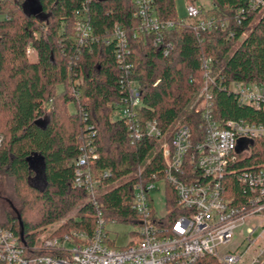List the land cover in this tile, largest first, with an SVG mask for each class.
Returning <instances> with one entry per match:
<instances>
[{
	"label": "trees",
	"instance_id": "16d2710c",
	"mask_svg": "<svg viewBox=\"0 0 264 264\" xmlns=\"http://www.w3.org/2000/svg\"><path fill=\"white\" fill-rule=\"evenodd\" d=\"M28 1L0 0V226L14 231L20 243L32 247L58 229L92 233L97 208L88 191L74 184L75 161L89 147L84 142L87 134L93 133L92 145L100 155L92 169L96 174L111 173L97 197L107 220L138 222L131 205L139 166L145 181L153 179L152 174L163 178L162 141L132 142L125 120L114 117L110 105L123 94L116 45L102 42L115 24L130 40L126 60L134 64L143 120H156L165 132L183 122L200 139L205 119L193 102L205 82L201 65L211 58L214 119L264 122V110L240 106L231 91L236 82L264 89V10L246 11L241 23L234 18L239 8L248 7L247 0H211L212 7L203 8L196 18L180 17L177 0H152L161 20L175 22L165 33L174 45L168 55L155 45L153 33L141 32L140 21L133 17L135 0H35L34 9ZM79 15L86 16L100 41L79 45ZM209 17L225 20L226 27L201 30L199 21ZM31 155L44 159L45 186H32ZM260 163H264V138L253 141L251 158H241L235 168ZM222 184L228 198L245 199L246 186L237 174L226 175ZM175 193L165 182L166 222L178 215ZM64 218L66 224L43 234ZM194 264L223 263L206 255Z\"/></svg>",
	"mask_w": 264,
	"mask_h": 264
},
{
	"label": "built area",
	"instance_id": "2783aa9c",
	"mask_svg": "<svg viewBox=\"0 0 264 264\" xmlns=\"http://www.w3.org/2000/svg\"><path fill=\"white\" fill-rule=\"evenodd\" d=\"M133 17L140 21V30L153 33L155 45L163 48L168 55L173 42L165 39V33L175 22L161 20L154 11L152 0H135ZM246 8L235 13L238 23L246 17V11L264 10V0H247ZM205 8L201 1L188 0V18H196ZM201 30L225 28L226 21L215 17L201 19ZM76 33L82 47L100 41L93 33L92 25L85 15L76 21ZM105 44L116 45L118 67L123 71L120 86L123 91L119 100L110 105L125 120L132 142L142 138H158L162 141L164 170L163 178L158 180L152 174L144 180L142 167L137 168V180L133 184L134 195L131 209L137 214L138 222L131 221L135 229L132 239L120 249L110 248L102 208L98 205V191L102 182L111 176L108 170L95 173L92 168L98 164L99 153L92 145L91 134L86 135L89 145L75 161L74 184L89 193V199L96 206L95 226L92 233L71 228L63 233H54L30 247L20 243L14 231L0 226V264H194L200 258L210 255L223 264H263L264 257V163L248 169L236 171L235 165L252 154L253 141L264 138V122H251L245 119H227L222 122L213 117L214 99L211 85L212 59L207 58L201 65L204 69V84L200 88L193 107L203 114L205 124L200 126L199 138L186 123L178 122L171 132H165L156 120H143L140 114L141 92L139 83L133 78L134 64L126 60L131 55L130 40L126 30L115 24ZM28 54H33L29 48ZM234 86V88H233ZM232 93L238 103L264 110V89L255 83H233ZM2 136L0 135V142ZM240 141L241 151H237ZM228 174H237L238 181L246 186L245 199L228 198L223 190L222 180ZM142 177V178H141ZM171 184L178 196V215L171 221H164V215H157L154 191L158 184ZM259 216L242 241L233 251L223 253L218 248L228 244L240 227L250 225V220ZM111 221L116 222L115 219ZM65 222H63L64 224ZM263 227L259 238L252 234ZM245 245L242 250L238 247Z\"/></svg>",
	"mask_w": 264,
	"mask_h": 264
},
{
	"label": "rangeland",
	"instance_id": "374dc122",
	"mask_svg": "<svg viewBox=\"0 0 264 264\" xmlns=\"http://www.w3.org/2000/svg\"><path fill=\"white\" fill-rule=\"evenodd\" d=\"M188 0H177L176 1V7H177V12L178 15L180 17H185L188 16L186 9V3ZM203 3V6L205 7V9H209L212 7L213 3L211 0H199ZM29 2V6L31 8H35L36 6V2L35 0H30ZM31 60L34 61L35 60V56L33 54L30 55ZM234 88V86H233ZM195 101V100H194ZM116 109H114V117H121L120 114H117ZM43 118H46V115H43ZM84 142L86 143L87 140H84ZM40 166V165H39ZM38 174L35 172L33 179H35V177ZM0 179H2V177H0ZM33 181V180H32ZM38 185L42 186V181L37 182ZM155 195V209L157 211V215H164L166 213V197L165 195H163V185L162 183L158 184V189L154 191ZM4 202V199H1ZM112 219H109V222L107 224H105V233L108 236V239H110V241H113L111 244L109 245L107 242V246L110 248H115V249H120L125 247L129 241L132 239V234L131 232L134 231L135 227L132 223L130 222H120V221H116L113 222L111 221ZM260 217L259 216H255L250 220V225H244L242 227H240L239 229L236 230V232L234 233V237L233 239L226 245H222L220 246L219 251L221 253L227 251V250H235L237 247V244L240 243L242 241V234H247L248 229L252 226V224L254 223H259L260 221ZM63 222H65L64 224H66L67 220L64 218L62 220H60L59 222L55 223L54 225L49 226L48 230L46 232H44L43 234L47 236L50 235L51 233H54L56 228H58L60 225L62 226ZM263 230V227L259 226L258 229L252 234V238L257 239L259 238V236L261 235V232ZM54 231V232H52ZM58 233H60V231H58ZM245 245H241L239 248V250H242L244 248Z\"/></svg>",
	"mask_w": 264,
	"mask_h": 264
},
{
	"label": "water",
	"instance_id": "95a60500",
	"mask_svg": "<svg viewBox=\"0 0 264 264\" xmlns=\"http://www.w3.org/2000/svg\"><path fill=\"white\" fill-rule=\"evenodd\" d=\"M36 123H38V121H36ZM242 145H243V142L240 141L238 149H237L238 152L241 151V149L243 148ZM28 161H29L30 168L33 169L38 174L37 175L38 177H35V179H33L32 186H35L37 188L41 187L37 183V182H40V181H42V185L45 186L46 178H45V174H44V171H45L44 159L41 158L40 156L31 155V156L28 157ZM21 236H23V233H22Z\"/></svg>",
	"mask_w": 264,
	"mask_h": 264
}]
</instances>
